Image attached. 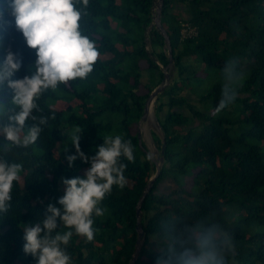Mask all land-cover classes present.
Segmentation results:
<instances>
[{
	"label": "trees",
	"instance_id": "16d2710c",
	"mask_svg": "<svg viewBox=\"0 0 264 264\" xmlns=\"http://www.w3.org/2000/svg\"><path fill=\"white\" fill-rule=\"evenodd\" d=\"M158 1L76 5L83 13L80 29L101 55L86 79L60 84L36 101L32 115L37 119L26 120L25 130L40 118L47 122L34 144L14 146L0 132V160L22 166L12 199L0 211V264H37L38 258L23 249L25 227L50 215L49 204L63 211L58 203L62 179L86 178L90 163L78 158L68 166L67 157L76 154L71 139L76 128L87 156L95 155L105 136L119 135L131 141L135 159L121 157L126 184L114 185L105 196L99 205L104 215H93L94 239L74 234L66 246L72 264H130L137 250L139 207L145 237L134 264H163L169 255L192 247L193 237L210 226L226 264H264V0H164L161 23L171 40L176 76L155 102L163 138L152 136L163 162L141 202L157 167L129 122L134 119L138 127L170 63L167 41L153 25ZM9 50L22 61L12 80L35 72L36 50L17 30L9 0H0V65ZM230 62L244 77L236 100L213 113ZM208 78L209 88L204 86ZM13 95L5 81L0 128L19 111ZM170 178L173 189L165 186ZM57 223L53 235L67 230Z\"/></svg>",
	"mask_w": 264,
	"mask_h": 264
},
{
	"label": "clouds",
	"instance_id": "9594fccd",
	"mask_svg": "<svg viewBox=\"0 0 264 264\" xmlns=\"http://www.w3.org/2000/svg\"><path fill=\"white\" fill-rule=\"evenodd\" d=\"M88 2L9 0L17 30L22 33L27 46L36 50L35 72L30 76L11 79L20 70L22 61L10 50L3 65H0V87L7 81V86L14 92L12 103L19 107V111L0 128L5 140L12 145L27 148L37 141L42 131L40 125L47 122L46 118H40L38 124L27 130L25 122L30 117L37 119L32 113L38 108L36 101L45 91L55 90L69 81L86 79L92 73L101 54L96 42L82 33L79 22L83 13L76 6L82 3L86 7ZM225 71L228 75L222 84L218 107L212 110L213 113L227 108L236 100V87L244 77V73L231 62L230 68ZM80 131V128H76L72 134L76 154L68 156L67 160L69 168L78 158L90 163L85 172L86 178L62 179L64 195L58 199V203L63 211L49 204L47 212L50 215L35 226L24 229V252L37 257V264H72L66 246L74 234L84 237L86 241L94 239L93 215H104V209L99 205L105 196L111 193L114 185L123 188L126 184L124 172L127 165L121 162V157L129 162L135 159L131 141L123 140L119 135L105 136L104 144L98 146L95 155L87 156L80 148ZM21 167L20 164L0 160V211L5 210L12 199L13 182L20 179ZM58 219L67 230L53 235L58 227ZM158 264L161 262L158 261ZM163 264H226V259L218 246L216 231L210 226L193 237L192 247L169 255Z\"/></svg>",
	"mask_w": 264,
	"mask_h": 264
},
{
	"label": "water",
	"instance_id": "95a60500",
	"mask_svg": "<svg viewBox=\"0 0 264 264\" xmlns=\"http://www.w3.org/2000/svg\"><path fill=\"white\" fill-rule=\"evenodd\" d=\"M163 3H164V0H159V8H158V11H157V18L155 20V25L157 26V28L159 30H161L162 35L165 37V39L167 41L168 49H169L170 63L164 69L165 78H164L163 83L156 90H154V92L150 95V97L148 98V100L146 102L144 114H143V117L141 119V121H143V122L146 121L148 119V117L150 116V114H151V109H152L153 101L155 99H157V97L162 93V91L169 85V83H170V76H169V74H168L167 71L174 64L173 50H172V46H171V40H170L169 36L167 35L166 31L164 30V28L162 27V23H161V10H162V7H163ZM138 138H139V142H140V147L143 148L144 147L143 146V143L144 142H143V138H142V132H141L140 129H139ZM163 149H165V145H164V148ZM144 151L148 155V157L155 163V165L157 167V171H156V175H154V177L150 180L149 185H148V188L144 192V195H143V198H142L141 202L145 199L146 195L150 191V189H151L154 181L157 179V177L159 176L160 171H161V164H158L157 163L156 158H154V156L151 155V153L149 152L148 149H144ZM140 214H141V209L139 207V210H138V218L139 219H138V227H137L138 239H137V247H136L137 250H136V253L134 255V258H133V260H132V262L130 264H134L136 262V260L138 258V255L140 253V250H141L142 243L144 241V237H145V231H144L143 226H142V224L140 222Z\"/></svg>",
	"mask_w": 264,
	"mask_h": 264
},
{
	"label": "rangeland",
	"instance_id": "374dc122",
	"mask_svg": "<svg viewBox=\"0 0 264 264\" xmlns=\"http://www.w3.org/2000/svg\"><path fill=\"white\" fill-rule=\"evenodd\" d=\"M158 8H159V1L156 4V7L154 9V22H153V25H155V20L157 18ZM149 30H150V28H149ZM147 43H148V48L151 49L150 48V45H149V40H147ZM203 68H204V66L201 65V70ZM167 72H168V74L170 76V82H171L173 79H175L176 71H175V69L172 66V67H170L168 69ZM204 74H206V73H204ZM150 76H152V73H150ZM209 81L210 80L208 78V82L205 83V85H204L205 87H208L209 88V86H211V83ZM145 82H147V80H145ZM196 92L198 93V89H197ZM199 95L200 94H198L197 97ZM198 99H199V97H198ZM154 106H155V104H152L151 116H149L148 119L146 121H144V122L140 120V122H139V125L140 126L138 125V127H137V124L135 123L136 121L134 119H130L129 124L131 126V129L133 130V132L135 134H137V136L139 134V129L141 130L143 142L147 146V148H148L149 152L151 153V155L154 156V154H153V151H154L156 154H159V158H161V160L163 162V159H162L161 154H160V149L157 147L156 143L153 140V136H152V133L155 132L161 138H163V134H162V131H161L159 122H158L157 117H156V110H155ZM198 107L199 108L201 107L200 104H198ZM145 125H146V127H145ZM143 126H144V129H143ZM137 128H138V130H137ZM116 132H117V128H116ZM165 186H167V188H169V189H173L174 186H175L174 180H172V178H170V180H168L166 182Z\"/></svg>",
	"mask_w": 264,
	"mask_h": 264
},
{
	"label": "built area",
	"instance_id": "2783aa9c",
	"mask_svg": "<svg viewBox=\"0 0 264 264\" xmlns=\"http://www.w3.org/2000/svg\"><path fill=\"white\" fill-rule=\"evenodd\" d=\"M188 31L187 30H184L183 31V33L186 35V33H187ZM194 33V30H190L189 32H188V35L189 36H192V34Z\"/></svg>",
	"mask_w": 264,
	"mask_h": 264
},
{
	"label": "bare ground",
	"instance_id": "6f19581e",
	"mask_svg": "<svg viewBox=\"0 0 264 264\" xmlns=\"http://www.w3.org/2000/svg\"><path fill=\"white\" fill-rule=\"evenodd\" d=\"M155 102H156V99L153 101V104H155ZM150 116H151V114H150ZM145 126H146V125H145ZM154 157L156 158L158 164H162V160H161V163H160V161L158 160L157 156H154ZM160 159H161V158H160Z\"/></svg>",
	"mask_w": 264,
	"mask_h": 264
}]
</instances>
